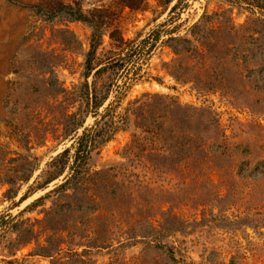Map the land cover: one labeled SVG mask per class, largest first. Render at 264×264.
Listing matches in <instances>:
<instances>
[{
  "label": "rangeland",
  "instance_id": "rangeland-1",
  "mask_svg": "<svg viewBox=\"0 0 264 264\" xmlns=\"http://www.w3.org/2000/svg\"><path fill=\"white\" fill-rule=\"evenodd\" d=\"M262 162L264 0H0V264H264Z\"/></svg>",
  "mask_w": 264,
  "mask_h": 264
},
{
  "label": "trees",
  "instance_id": "trees-1",
  "mask_svg": "<svg viewBox=\"0 0 264 264\" xmlns=\"http://www.w3.org/2000/svg\"><path fill=\"white\" fill-rule=\"evenodd\" d=\"M64 9L68 10L70 8L64 7ZM73 18L74 20L84 21L83 16L77 13L73 14ZM95 37H96V32L93 31L91 35V45H90L89 53L87 54L88 56V59L86 62L87 73L85 75V78H87L90 72H92L95 69V67L93 66V56L98 46V44L95 41ZM112 41L113 40H111V42ZM101 69L102 67L96 70L95 74ZM125 79H127L128 83L133 80V78L128 77V76L127 77L125 76ZM134 79H135V76H134ZM84 89H85V92L83 94L84 95L83 98L86 100V108L88 109L90 113H92L93 115H96V111L100 107L101 102H103V100H105L107 97L108 90L104 91L103 92L104 94L101 95V91H103L102 90L103 87L102 86L98 87L95 81H93L89 86L85 84ZM98 141L101 142L98 131L92 128L83 130L82 134L76 139V142H75L76 144L73 145V148H74L73 156H75V158L73 161V165L68 166L73 172H74V169H76L78 165L84 161V159L87 157L88 153L90 152L91 148H94L98 144ZM69 151L70 149L64 150L63 153L60 155V157L67 155ZM78 160H80V162H78ZM262 164H264V162H262ZM232 171H234V176L239 177V174L241 173L240 169L238 170L235 168ZM48 181H50V179ZM257 188H261V190L264 192V186H260Z\"/></svg>",
  "mask_w": 264,
  "mask_h": 264
}]
</instances>
